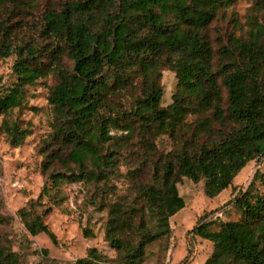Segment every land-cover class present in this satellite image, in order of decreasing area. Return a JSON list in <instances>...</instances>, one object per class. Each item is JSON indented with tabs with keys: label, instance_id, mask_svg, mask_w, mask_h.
Returning <instances> with one entry per match:
<instances>
[{
	"label": "trees",
	"instance_id": "trees-1",
	"mask_svg": "<svg viewBox=\"0 0 264 264\" xmlns=\"http://www.w3.org/2000/svg\"><path fill=\"white\" fill-rule=\"evenodd\" d=\"M40 0H0L3 10L29 12ZM232 0H83L63 7L47 9L42 32L57 40L50 65L37 45H16L12 30L0 20V60L15 55L12 66L15 82L0 92V116L20 109L26 87L34 85L52 70L57 77L50 89L48 103L52 128L44 142L42 169L54 162L79 174L50 172L39 194V202L49 190L61 184H74L98 178L112 157L103 153L111 139L110 131L131 132L126 112L116 101L131 86L132 74L141 81V96L133 102L130 116L140 122L143 132L172 135L188 129L184 122L189 114L212 110V120L197 123L194 135L210 136L212 121L235 127L219 132V139L184 149L156 170L155 180L143 189V198L158 219L157 229L140 227L142 234L133 246L120 236L131 229L130 216L114 209L109 213L106 240L125 252L124 264H140L147 244L168 236L170 228L168 202L178 197L176 184L186 178L192 183L204 180V195L214 199L229 188L238 173L251 161L264 157V26L254 21L247 39H234V61L221 68V85L212 72V51L201 34L213 21L216 11ZM66 55L71 68L59 66ZM165 55L164 61L161 60ZM177 79L172 103L161 107L160 86L163 67ZM221 88L226 92V106L221 102ZM9 145L19 147L29 136L28 129L16 123L5 124ZM87 168L91 171L88 173ZM262 188L254 183L232 200L240 211L236 221L217 220V230L202 218L189 231L193 238L207 241L212 251L204 264H264V175L255 173ZM254 177V178H255ZM49 209L40 215L21 210L19 216L31 236L44 234L53 245L55 235L44 222ZM2 219L0 218V221ZM142 224V222L140 223ZM85 236V231H84ZM87 236V234H86ZM42 254L47 257L48 251ZM0 264H17L15 255L0 249ZM55 264V263H53ZM73 264H109L95 248ZM177 264H186L185 260Z\"/></svg>",
	"mask_w": 264,
	"mask_h": 264
},
{
	"label": "rangeland",
	"instance_id": "rangeland-1",
	"mask_svg": "<svg viewBox=\"0 0 264 264\" xmlns=\"http://www.w3.org/2000/svg\"><path fill=\"white\" fill-rule=\"evenodd\" d=\"M80 1L83 0H40L37 8L29 12L3 10L0 20L3 19L12 30L15 46L37 45L46 56L43 62L49 66L52 61L48 51H57L59 43L42 32L41 17L47 9L61 10ZM254 21L264 26V0H232L216 11L213 21L202 31L212 51V72L219 85L222 66L234 61L224 50L233 53L232 41L247 39ZM234 54L236 56L235 51ZM15 59V55H11L0 60L1 93L15 82L12 71ZM164 59L165 55H162L161 60ZM60 60V67L71 68L66 55H61ZM162 67L161 107L165 108L172 103L177 79L171 70ZM56 81V75L50 70L45 78L26 87L20 109L0 116V249L13 253L17 264H73L76 259L85 257L91 248H95L109 264H124V250L113 248L105 237L109 213L117 209L130 216L131 229L120 238L134 246L142 234L140 227L145 226L151 232L157 229L158 219L143 198V189L154 182L156 170L182 150L213 142L219 139V132H228L235 125L232 122L220 125L212 121L210 136L200 134L197 137L194 129L201 120H212L213 112L210 110L189 114L184 121L188 129H181L172 135H157L154 131L143 133L138 128V119L129 115L133 102L141 96L140 78L132 74L131 86L116 101L126 112L125 123L134 128L131 132L110 131L111 139L102 152L111 155V164L104 167L100 177L61 184L57 189L49 190V194H44L38 202L48 173L80 172L78 167L71 165L66 169L58 162H54L47 172L42 169L44 156L41 151L51 133L53 120L48 95ZM220 104L223 108L226 106L223 88ZM12 123L21 129H28L30 133L16 148L9 145L4 131V125ZM90 171L87 168V172ZM257 171L264 175V157L249 162L235 177L233 184L214 199L204 195V180L192 183L182 178L176 184L178 197L168 202L170 233L145 246L140 264H177L183 260L186 264H204L212 251L211 244L193 238L189 231L202 218L210 222L212 231L217 230V220H238L240 211L229 201L238 192L245 191L251 182L258 192L262 191L255 177ZM45 209L49 211L44 222L55 235L57 245H53L44 234L31 236L19 216L21 210L40 215ZM43 250L48 251L47 257L42 254Z\"/></svg>",
	"mask_w": 264,
	"mask_h": 264
}]
</instances>
